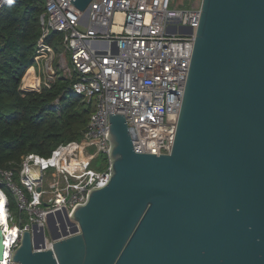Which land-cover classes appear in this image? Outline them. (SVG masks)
Here are the masks:
<instances>
[{"label": "water", "instance_id": "1", "mask_svg": "<svg viewBox=\"0 0 264 264\" xmlns=\"http://www.w3.org/2000/svg\"><path fill=\"white\" fill-rule=\"evenodd\" d=\"M199 10L170 152H136L107 113V181L57 213L72 229L54 224L48 247L44 228L22 231L15 264H264V0Z\"/></svg>", "mask_w": 264, "mask_h": 264}, {"label": "built area", "instance_id": "2", "mask_svg": "<svg viewBox=\"0 0 264 264\" xmlns=\"http://www.w3.org/2000/svg\"><path fill=\"white\" fill-rule=\"evenodd\" d=\"M9 1L0 0V11ZM43 1L35 64L19 89L40 92L57 76L71 79L76 74L72 90L93 100L94 110L79 140L59 144L47 157H23L20 183L0 167V190H10L19 211L18 216L8 211L2 191L7 226L14 234L7 239L8 231L2 230L0 264H15L11 253L22 231L33 232L36 226L39 233L48 216L70 213L85 202L91 188L107 181V113L124 116L136 152H170L200 14L198 7H178L174 0H92L85 13L70 0ZM53 31L62 33L61 53L45 43ZM98 156L106 165L90 168ZM31 165L39 167L40 180L31 174Z\"/></svg>", "mask_w": 264, "mask_h": 264}, {"label": "trees", "instance_id": "3", "mask_svg": "<svg viewBox=\"0 0 264 264\" xmlns=\"http://www.w3.org/2000/svg\"><path fill=\"white\" fill-rule=\"evenodd\" d=\"M43 11V0H10L0 11V167L9 170L17 183L23 157L49 156L59 144L79 140L94 110L93 100L73 92L76 74L71 79L58 77L40 92L19 89L23 75L28 77L35 64ZM61 40L62 33L53 31L45 43L58 52ZM1 189L8 211L18 216L10 190Z\"/></svg>", "mask_w": 264, "mask_h": 264}, {"label": "rangeland", "instance_id": "4", "mask_svg": "<svg viewBox=\"0 0 264 264\" xmlns=\"http://www.w3.org/2000/svg\"><path fill=\"white\" fill-rule=\"evenodd\" d=\"M174 2L178 7H182V8H197V7L199 8L201 0H174ZM58 52L61 53L62 50H60ZM67 58H68V56H67ZM36 72L38 75H40V78L43 79L42 71L41 70L39 71L37 69ZM57 78H58V76H57ZM45 157H47V156H45ZM99 165H101V167L106 165V160L102 156H98L96 159H94L92 161V163L89 165V167L90 168H97V166H99ZM49 171L50 170L47 171V177H48ZM60 218L63 221V223H65V228L60 226ZM53 221H54L53 225L49 224L48 221H46V223L44 224L45 240H47L48 243H50L53 240V236L55 235V232H57L59 234V236H63L64 232L69 233V232H71V229H72V225H68L66 223V220L64 219L63 215H57V214L53 215ZM54 224L56 225V231L53 233L52 231H53Z\"/></svg>", "mask_w": 264, "mask_h": 264}, {"label": "bare ground", "instance_id": "5", "mask_svg": "<svg viewBox=\"0 0 264 264\" xmlns=\"http://www.w3.org/2000/svg\"><path fill=\"white\" fill-rule=\"evenodd\" d=\"M28 70H30L32 74V69H28ZM31 74L28 77H23V80L26 82L31 77ZM3 228H5L8 231L6 233V237L7 239H10L12 234H14V230L13 228L7 226L6 199L2 191L0 190V229L3 230ZM47 244L48 242H46V245Z\"/></svg>", "mask_w": 264, "mask_h": 264}]
</instances>
